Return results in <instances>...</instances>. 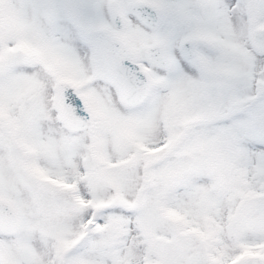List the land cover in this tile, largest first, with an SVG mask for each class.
<instances>
[{"label":"snow or ice","instance_id":"1","mask_svg":"<svg viewBox=\"0 0 264 264\" xmlns=\"http://www.w3.org/2000/svg\"><path fill=\"white\" fill-rule=\"evenodd\" d=\"M0 264H264V0H0Z\"/></svg>","mask_w":264,"mask_h":264}]
</instances>
